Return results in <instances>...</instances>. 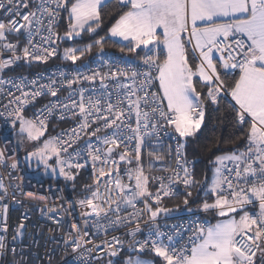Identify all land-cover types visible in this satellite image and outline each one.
<instances>
[{"label": "snow or ice", "instance_id": "obj_1", "mask_svg": "<svg viewBox=\"0 0 264 264\" xmlns=\"http://www.w3.org/2000/svg\"><path fill=\"white\" fill-rule=\"evenodd\" d=\"M0 13V264H32L37 235L42 264H264V0H0ZM57 58L75 69L5 74ZM226 102L219 122L245 144L198 179L187 148ZM52 118L75 126L53 135ZM33 164L45 192L19 174Z\"/></svg>", "mask_w": 264, "mask_h": 264}, {"label": "built area", "instance_id": "obj_2", "mask_svg": "<svg viewBox=\"0 0 264 264\" xmlns=\"http://www.w3.org/2000/svg\"><path fill=\"white\" fill-rule=\"evenodd\" d=\"M0 16H2V13H0ZM13 36H10V39L14 38ZM105 54L108 55H119V52H104ZM98 56H95L83 63L85 64H89L91 67L95 68L98 64ZM5 58H7V56H5ZM81 62H77V64H80ZM75 65H72L71 62H62L59 58L50 61L47 65H34L31 68H16L14 70V72H6V75L9 74H26L29 75V77H32L33 75L37 74V73H42L45 76H49L52 75L54 71H56L58 68L67 70L69 73H71L74 69H75ZM46 82V81H45ZM60 97L61 99H63L64 97L68 96V91H61L60 92ZM50 99H52L51 97H41L39 98L34 105H29L26 110L25 113L28 111V116H32L37 109H39L40 107H42L45 103H47ZM2 110V109H0ZM75 126V121L71 118L66 119V120H62V121H57L55 118H52L49 122V132L53 135L57 134L58 132H60L61 130L64 129H68L71 127ZM5 129H8V134L11 133V129L9 125H5L4 123V119L2 117H0V136L6 134L5 133ZM13 141L15 140L14 136L12 137ZM82 143V142H81ZM0 146H2V140H0ZM189 159H192L190 156H188ZM169 162L173 163L174 166V161L171 160V158H169ZM0 171H7L6 169L0 168ZM20 175H24L26 176V179H32L33 183L31 185H26V187L28 188H35L38 189L41 192H45L47 190L48 185L50 184L49 182L45 181L44 179L42 180V183L44 184V187L41 188L40 185H37L35 183L36 179H39L40 176L39 175H32V174H28L27 172H21L19 173ZM157 175H164V173H160L157 172ZM14 175H16L14 173ZM61 186H63V180L62 178L59 180L58 182ZM70 192V190H67ZM77 196H82L83 193L80 192L79 190L76 193ZM51 199H55V197H52ZM170 200L165 201V203H167ZM178 204V203H177ZM42 206V205H41ZM174 205H171L168 207H173ZM28 210L30 211V215H31V224L34 225H38V224H42L44 223V218L40 215L39 211L37 210L36 206L34 204H30L28 205ZM24 211V209H20L18 208V206L16 205H12L10 206V210H9V224L10 225H15L18 222V219L21 216V213ZM190 218L188 213L185 212H181V213H177L174 217L168 219L167 221H162V223L166 222L168 224H172V223H179L181 221L186 222L188 219ZM202 219L204 217H201ZM208 219H210V217H208ZM211 220V219H210ZM30 230L35 234L36 233V229L35 228H30ZM46 231V229H45ZM113 235H120L119 232L113 233ZM123 239H127V237H122ZM36 240L38 241L37 244L33 245L32 248V252L33 255L30 257V259L32 260V264H42V258L44 257L46 248H45V244H46V238L40 235L36 236ZM26 243H28V241H26ZM48 247H51V245L49 244Z\"/></svg>", "mask_w": 264, "mask_h": 264}, {"label": "trees", "instance_id": "obj_3", "mask_svg": "<svg viewBox=\"0 0 264 264\" xmlns=\"http://www.w3.org/2000/svg\"><path fill=\"white\" fill-rule=\"evenodd\" d=\"M114 17H106L104 30L101 31V35L106 34L107 28L113 22ZM61 24H64V21H61ZM61 31H63V27H61ZM84 43L89 42L86 38ZM71 43V42H69ZM66 45L62 44L61 47ZM104 52H118L117 47H113L111 43H108L105 46ZM99 55L97 49H93L91 55L86 56L83 62ZM80 62V61H78ZM231 82V81H229ZM230 101V97L228 98ZM227 102L222 105L221 112H211L210 117H206L207 128L202 129L203 135L199 136V139L190 143L187 148L188 156L197 161L195 165L196 176L198 179H203L204 174L207 173L208 178H211L212 175V165L209 161L213 160L216 155H220L225 152H230L234 148H243L245 144V138H241L239 140L236 139L237 136L241 135L242 130L236 126H234V122L231 119H224L223 123L219 122V117L227 115ZM28 111L26 112V114ZM28 115V114H27ZM227 141H235V143H228ZM217 143L219 146L217 147ZM43 179L49 183L52 181L47 176H43ZM59 182V181H58ZM182 196L179 199L170 200L166 203V205L171 206L175 204H182ZM193 198L198 199L196 192L193 193ZM212 222L215 221L214 218L210 217Z\"/></svg>", "mask_w": 264, "mask_h": 264}, {"label": "rangeland", "instance_id": "obj_4", "mask_svg": "<svg viewBox=\"0 0 264 264\" xmlns=\"http://www.w3.org/2000/svg\"><path fill=\"white\" fill-rule=\"evenodd\" d=\"M25 115H27V114L25 113ZM27 116H28V115H27ZM14 138H15V137H14ZM19 155H20L21 158L24 156V151H23V149L19 150ZM27 173H28V174H32V175H38V174H39L40 177H43L42 166H41V169H36V168H35V165L33 164L32 167H29V168L27 169ZM214 222H215V221H214ZM214 222H213V223H214Z\"/></svg>", "mask_w": 264, "mask_h": 264}]
</instances>
